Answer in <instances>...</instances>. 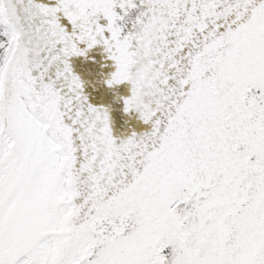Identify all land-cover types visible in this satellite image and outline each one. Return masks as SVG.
<instances>
[{
  "label": "snow or ice",
  "instance_id": "1",
  "mask_svg": "<svg viewBox=\"0 0 264 264\" xmlns=\"http://www.w3.org/2000/svg\"><path fill=\"white\" fill-rule=\"evenodd\" d=\"M0 264H264V0H0Z\"/></svg>",
  "mask_w": 264,
  "mask_h": 264
},
{
  "label": "water",
  "instance_id": "2",
  "mask_svg": "<svg viewBox=\"0 0 264 264\" xmlns=\"http://www.w3.org/2000/svg\"><path fill=\"white\" fill-rule=\"evenodd\" d=\"M89 56H94L95 62L85 60L83 57H75L74 67L85 82V91L89 94L90 100L109 109L114 135L122 137L133 130L141 131L144 124L139 119L138 113L123 111L122 97L130 94V85L122 82L111 88L107 87L103 81L110 71L114 70L111 63L105 64L104 53L99 48L92 50Z\"/></svg>",
  "mask_w": 264,
  "mask_h": 264
}]
</instances>
